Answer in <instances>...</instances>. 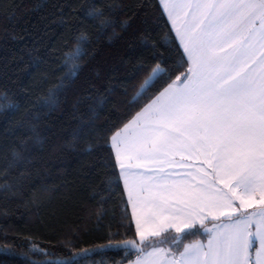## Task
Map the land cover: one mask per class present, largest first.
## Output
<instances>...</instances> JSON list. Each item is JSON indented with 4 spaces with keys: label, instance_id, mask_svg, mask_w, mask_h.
Instances as JSON below:
<instances>
[{
    "label": "trees",
    "instance_id": "obj_1",
    "mask_svg": "<svg viewBox=\"0 0 264 264\" xmlns=\"http://www.w3.org/2000/svg\"><path fill=\"white\" fill-rule=\"evenodd\" d=\"M96 10L104 15L94 18ZM170 29L158 0H0V264H125L138 256L123 246L137 237L133 222L130 231L121 226L131 214L106 144L113 124L122 127L149 102L129 103L150 67L179 64ZM84 34L85 54L66 64ZM176 235L150 242L166 239L159 246L178 255V245L207 239L185 231L172 244Z\"/></svg>",
    "mask_w": 264,
    "mask_h": 264
},
{
    "label": "snow or ice",
    "instance_id": "obj_2",
    "mask_svg": "<svg viewBox=\"0 0 264 264\" xmlns=\"http://www.w3.org/2000/svg\"><path fill=\"white\" fill-rule=\"evenodd\" d=\"M160 3L182 48L179 64L150 67L129 103L149 102L122 127L113 124L106 144L131 206L121 226L130 231L134 221L139 238L123 245L138 253L136 264H264V0ZM111 23L100 21L102 27ZM86 40L82 35L65 54L66 64L85 54ZM179 68L186 70L151 92ZM78 71L73 63L69 75ZM170 230L177 233L172 244L185 231L207 235V244H184L183 251L178 245L177 255L159 246L166 239L150 242ZM30 250L37 251L35 242Z\"/></svg>",
    "mask_w": 264,
    "mask_h": 264
},
{
    "label": "crops",
    "instance_id": "obj_3",
    "mask_svg": "<svg viewBox=\"0 0 264 264\" xmlns=\"http://www.w3.org/2000/svg\"><path fill=\"white\" fill-rule=\"evenodd\" d=\"M158 1H159V4H160V6H161V8H162V10H163V12H164L166 18H167V21H168L170 27H171V22H170L169 19H168L167 12L164 10L163 5L160 3V0H158ZM173 34H174V36H175V32H174V31H173ZM176 40H177V42H178V44H179V40H178V39H176ZM180 48H181V47H180ZM181 50H182V48H181ZM165 87H167V86H165ZM162 90H163V89H162ZM162 90H161V91H162ZM113 154H114V150H113ZM114 157H115V156H114ZM116 163H117V162H116ZM117 166H118V170H119V176H120V179H121V182H122V185H123V188H124V192H125V195H126V198H127V186L124 184L123 176L120 175V169H119V165H118V163H117ZM128 206H129V211H130V214H131V206H130V205H128ZM133 224H134V227H135V223H134V221H133ZM208 226L211 227L212 224L210 223ZM137 241L139 242V238H138V237H137ZM192 243H194V242H192ZM202 243L207 244V239H206L205 242H202ZM146 251H151V249H148V250H146ZM182 251H183V250H182ZM136 260H137V257L134 258L133 260H131V261L125 263V264H136Z\"/></svg>",
    "mask_w": 264,
    "mask_h": 264
},
{
    "label": "water",
    "instance_id": "obj_4",
    "mask_svg": "<svg viewBox=\"0 0 264 264\" xmlns=\"http://www.w3.org/2000/svg\"><path fill=\"white\" fill-rule=\"evenodd\" d=\"M124 246V245H123ZM135 251V250H134Z\"/></svg>",
    "mask_w": 264,
    "mask_h": 264
}]
</instances>
